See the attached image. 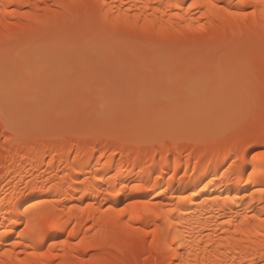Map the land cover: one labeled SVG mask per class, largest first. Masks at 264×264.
<instances>
[{
	"label": "snow or ice",
	"instance_id": "obj_1",
	"mask_svg": "<svg viewBox=\"0 0 264 264\" xmlns=\"http://www.w3.org/2000/svg\"><path fill=\"white\" fill-rule=\"evenodd\" d=\"M47 142L70 146L77 159L103 143L113 145L109 159L117 148L151 154L186 145L189 155L223 158L217 179L252 186L260 207L230 211L245 198L193 191L167 209L135 198L96 207L100 221L89 214L84 226L63 219V207L53 211L74 187L88 195L82 161L74 177L51 160L41 171L33 157ZM0 147L22 162L0 165L14 214L5 213L0 264H264V0H0ZM20 197L29 199L15 205ZM196 203L199 212L181 211ZM138 209L144 225L133 228ZM105 214L113 227L103 226Z\"/></svg>",
	"mask_w": 264,
	"mask_h": 264
},
{
	"label": "bare ground",
	"instance_id": "obj_2",
	"mask_svg": "<svg viewBox=\"0 0 264 264\" xmlns=\"http://www.w3.org/2000/svg\"><path fill=\"white\" fill-rule=\"evenodd\" d=\"M44 3H49L51 0H43ZM158 2V0H157ZM188 0H181V3L186 4ZM195 11V10H193ZM7 23L5 21V29L7 30ZM143 24V21H140ZM187 146H182L178 151L172 152H152L148 154L147 149H115L116 154L111 156L109 154L113 150V145L108 143L99 144L96 146V151L90 152L88 148L81 150L80 158L77 159L75 152L71 150L69 146L66 147L61 142H47L38 146L36 153L34 154L35 166L39 167L41 171L48 169L50 165L48 161H53L56 168L61 170H67L73 177L76 173L72 172L73 165H81L82 161V172L81 179L85 180V192L88 193L86 196L79 194L78 188L74 187L70 192H66L68 199L62 201L61 204L54 208L53 211H57L58 208L63 207L65 211L62 213V217L65 220L79 221L80 224L87 226L92 224L93 221L88 219L89 214L97 217V222L100 221L99 214L96 212V207L103 209L124 207L130 203L132 198L135 199H148L155 203H162L165 209L173 206L175 200L181 195L190 196L193 191L200 192L198 199H205L211 197H244V200H237L236 204L231 205L230 211L242 209L247 205H251L255 210H259L260 198L257 195L255 197V204H252V197L248 195L249 192H253L254 188L249 185L230 183L228 180H219L217 177L223 174V169L226 161L223 158H215L211 155L202 156L198 151L191 150L192 155L186 151ZM53 152L56 156H53ZM15 149L12 153H4L2 147H0V165L4 163L12 164L13 167L21 165V161L15 158ZM103 153V154H101ZM5 155L8 156L5 161ZM15 161V163H13ZM63 161V163H61ZM26 167H33V162L28 161ZM97 172L104 176L102 180L91 179L89 183L87 178H93ZM118 174V175H117ZM116 176V180H112L113 176ZM235 179H240V175H237ZM210 181L212 183H210ZM128 184L129 188L127 192H122L119 185ZM141 185L147 189L151 187V191H137L131 190V185ZM6 185L0 184V231L3 230L5 213L8 214L9 218H14L13 212L9 211V205L3 193ZM80 187H84L81 185ZM120 191L119 196H113L111 198H105L104 193L108 191ZM203 189V191H201ZM11 189H9V193ZM46 199L59 200V196H49L48 194H41ZM29 199L28 197H20L15 201V205L22 203L24 200ZM72 204L78 206L82 205H93L94 207L85 209L83 213L73 212L69 214L67 207ZM14 205V206H15ZM200 205L198 203L194 205H181V211L189 214L199 212ZM18 214V213H16ZM209 215L212 213L209 211ZM136 215H140L141 219L132 220L129 223L132 224L133 228L142 227L144 225L143 216L145 213L143 209H138ZM173 216L179 215V213H173ZM127 218L125 216L120 217V221H124ZM160 225L163 226L164 221H159ZM103 226L105 228L113 227L114 222L110 219L108 214L103 217ZM19 227V226H18ZM121 232H128L125 230L123 225H120ZM77 231H80L79 226ZM50 236L55 239H73L67 237L66 231L52 230L49 233ZM47 242H51L46 237ZM142 242V241H141ZM57 251H60L57 249ZM71 249L69 252L71 253ZM76 253H72L69 256V260L72 259ZM8 259L7 257L5 258ZM55 264V262H53ZM78 264V262H76ZM134 264V261H133Z\"/></svg>",
	"mask_w": 264,
	"mask_h": 264
}]
</instances>
